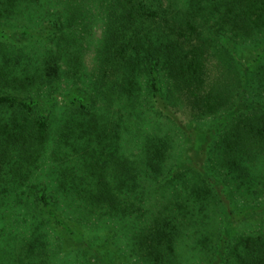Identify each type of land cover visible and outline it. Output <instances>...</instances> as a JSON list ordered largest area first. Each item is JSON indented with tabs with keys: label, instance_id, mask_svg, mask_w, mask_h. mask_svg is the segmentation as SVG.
<instances>
[{
	"label": "trees",
	"instance_id": "obj_1",
	"mask_svg": "<svg viewBox=\"0 0 264 264\" xmlns=\"http://www.w3.org/2000/svg\"><path fill=\"white\" fill-rule=\"evenodd\" d=\"M40 1L0 0V209L25 193L53 142L55 115L42 105L58 108L62 82L82 81L62 107L55 139L62 153L55 160L66 165L57 192L79 202L66 204L79 214L71 217L91 230L127 235L134 264H182L179 250L193 220L217 205L222 228L205 247L208 264H264V221L238 230L264 211L238 205L264 201V0H63L44 27L42 55L33 58L7 41V29ZM97 13L102 40L83 81ZM249 47L255 56L244 61L241 49ZM42 90L46 101L36 97ZM175 108L210 128L182 122ZM148 112L166 117L186 139V165L168 164L173 133L159 125L143 130L152 123ZM39 187L38 223L22 253L44 264L59 251L41 229V202L49 220L82 239L58 217L64 210L55 192ZM99 255L102 264L126 259Z\"/></svg>",
	"mask_w": 264,
	"mask_h": 264
},
{
	"label": "rangeland",
	"instance_id": "obj_2",
	"mask_svg": "<svg viewBox=\"0 0 264 264\" xmlns=\"http://www.w3.org/2000/svg\"><path fill=\"white\" fill-rule=\"evenodd\" d=\"M63 0H41L40 3H37L32 9L31 13H26V19L19 17L16 20L10 22V30L7 29L10 34L9 42L14 43L15 46L22 48L24 51L28 52L33 58H38L43 52V42L45 38L42 33L45 35L49 31L48 28H45L48 24V18L50 13H57L62 10ZM96 22L95 27L91 35L87 39V48L85 51L84 66H83V81L86 79V74H90L94 71L96 65V55L97 50L100 46L102 40V24L100 21L101 18L97 13L95 17ZM43 30H42V29ZM25 29L29 30L31 33L23 35L22 31ZM46 31V32H45ZM39 32L38 34H35ZM255 51L252 48H242L240 52V57L244 61L251 60L255 56ZM36 59H33L35 61ZM66 68V66H63ZM67 81V80H66ZM68 82V83H67ZM62 82V93L58 97L59 106L58 108H52V105H47L44 103L42 109L45 113H51L55 115L54 127H53V142L48 148L46 154V159L41 165V168L37 171L35 175L24 187L25 193L22 195H12L5 201L4 204H7L5 207L0 209V264H24V255L22 253V243L23 238H28L33 226L38 223V217L35 212V205L39 202L35 201L33 191L35 185H40L39 188H46L49 191L55 192L59 200L61 209L64 210L61 212L57 211L58 217L64 221L65 224H68L75 228L76 232L80 235L82 241H75L71 238V235L61 226H59L53 220H49L47 214L42 209L43 203L41 202L40 208L42 210L43 216L46 220L44 226L41 229L47 234V239L50 243L51 248L58 250L57 254H52L50 258H46L44 264H102V259L99 254H107L112 262H115L118 256L124 255L123 264H134L132 263V253L130 250L129 238L127 235H124L122 232L113 233V230L102 227L98 230H91L86 228L85 225H81L77 220L79 216L78 212H75L73 208L67 207L66 204H78L79 202L76 199V195L73 193L71 199L65 198L64 195H61L57 192L58 190V179L60 177L59 173L63 168L66 167L64 162L59 161L56 157H61L62 153L56 149V135L60 129V117L64 108L63 106H68L70 103L69 93L75 92L82 85L81 82L74 83V81ZM41 87V85H39ZM34 87L33 91L36 93L37 88ZM48 87H45L46 89ZM36 97L41 98V100L46 101L47 96H44L45 90L40 91ZM173 112L181 118L184 123H191L195 126H199L203 129L210 128V121H194L190 115H186L177 108L173 109ZM150 115L151 125L142 127L144 131L153 130L157 125L160 126L162 132H170L173 135V148L171 150V158L168 161L169 166L175 163L187 164L189 161V144L186 139H183L180 131L177 130L176 126L173 124H168V120L164 116H157L154 112H148ZM171 135V136H172ZM128 153L132 152L133 145L130 143L127 144ZM137 155H135L136 157ZM68 163V157H65ZM68 165L67 167H69ZM38 188V189H39ZM264 199V198H263ZM243 204H238L243 207H252L257 211L259 208L264 207V201L259 206H254V204H248L245 198L242 200ZM254 203L253 201H251ZM24 204H29L26 206ZM219 206L211 205L208 208L205 216H199L197 223H193L192 227L187 231L188 236L184 239L180 250L179 256L182 264H208L210 257L205 254V247L211 248L217 240L218 233L222 228V219L219 215ZM66 212V213H64ZM71 212V213H70ZM73 218H72V217ZM70 219H69V218ZM72 219V220H71ZM43 220V219H42ZM86 222V220H84ZM264 221V211H261L250 217V219L241 224L239 227V232H249L251 230H257L261 228ZM77 224V225H76ZM75 225V226H74ZM85 227V228H84ZM115 235V236H114ZM112 236V237H111ZM114 236V237H113ZM109 241L107 243V238ZM210 239V240H209ZM209 240V241H208ZM53 244V246L51 245ZM58 246L61 247V251L58 249ZM91 250V251H90ZM121 253V254H119ZM25 261L28 264H40L38 261H33L30 263V260Z\"/></svg>",
	"mask_w": 264,
	"mask_h": 264
}]
</instances>
